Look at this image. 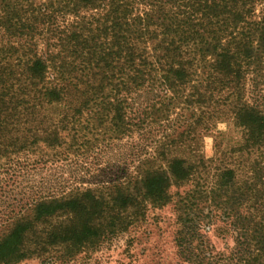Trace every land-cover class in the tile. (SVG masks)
Wrapping results in <instances>:
<instances>
[{"label": "trees", "instance_id": "obj_1", "mask_svg": "<svg viewBox=\"0 0 264 264\" xmlns=\"http://www.w3.org/2000/svg\"><path fill=\"white\" fill-rule=\"evenodd\" d=\"M263 66L264 0H0V158L65 144L57 121L41 120L46 106L63 102L78 117L90 109L124 135L143 123L128 120L136 96L155 83L163 97L181 94L192 81L197 99L226 95L236 151L256 153L240 175L223 158L209 181L172 156L165 168L142 158L90 186L29 187L0 236V264L91 258L149 206L172 201L181 264H264V106L255 102L264 96L248 87ZM213 225L232 238L226 252L205 234Z\"/></svg>", "mask_w": 264, "mask_h": 264}, {"label": "rangeland", "instance_id": "obj_2", "mask_svg": "<svg viewBox=\"0 0 264 264\" xmlns=\"http://www.w3.org/2000/svg\"><path fill=\"white\" fill-rule=\"evenodd\" d=\"M194 84L196 82L192 81L186 85L181 94L168 92L163 97L157 92L161 87L155 83L145 97H142L145 94L136 96L130 101L128 120L143 123L131 125V130L124 135L117 134L107 122L100 123L90 109L78 117L63 109V102L46 106L41 120L57 121L54 125H58L62 135H67L66 142L55 150L42 148V156H39L41 152H19L10 158H0V236L8 227L11 211H21L24 203L22 193L29 187L45 183L60 190L81 181L90 186L97 180L121 177L122 170L133 172L142 158H147L154 167L165 168L166 158L186 157L194 161L195 170L199 172L196 177L209 181L215 167L227 157L240 175L241 167L248 166L256 153L236 151L241 132L226 108V95L214 93L211 97L197 99L192 87ZM248 87L264 96V66L261 75ZM179 94L181 96L177 97ZM248 94L252 101L254 93ZM203 102L204 109L201 107ZM255 102L264 106V99L261 101L256 96ZM218 110L222 111L220 118H216L218 113H214ZM65 113L66 126L62 129L59 120ZM198 154L204 157L203 164L197 161ZM213 156L218 157L212 160ZM186 187L171 186L170 191L175 193ZM177 226L173 201L162 207L149 206L143 220L127 232L119 233L100 251L90 254L91 258L80 255L69 262L49 258L44 263L181 264L174 242ZM205 234L217 252H226L233 245L232 238L223 236L216 225ZM16 264H41V260L28 258Z\"/></svg>", "mask_w": 264, "mask_h": 264}]
</instances>
